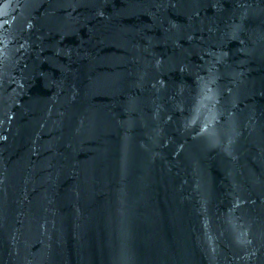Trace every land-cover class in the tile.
I'll return each mask as SVG.
<instances>
[{
	"label": "water",
	"instance_id": "95a60500",
	"mask_svg": "<svg viewBox=\"0 0 264 264\" xmlns=\"http://www.w3.org/2000/svg\"><path fill=\"white\" fill-rule=\"evenodd\" d=\"M0 264H264V0H0Z\"/></svg>",
	"mask_w": 264,
	"mask_h": 264
}]
</instances>
